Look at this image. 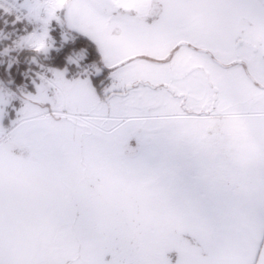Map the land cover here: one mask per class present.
<instances>
[{
    "label": "snow or ice",
    "instance_id": "obj_1",
    "mask_svg": "<svg viewBox=\"0 0 264 264\" xmlns=\"http://www.w3.org/2000/svg\"><path fill=\"white\" fill-rule=\"evenodd\" d=\"M0 264H264V0H0Z\"/></svg>",
    "mask_w": 264,
    "mask_h": 264
}]
</instances>
